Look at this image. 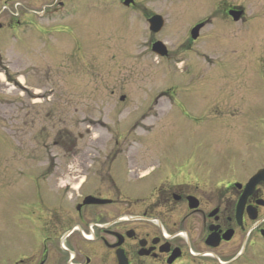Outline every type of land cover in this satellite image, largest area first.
I'll use <instances>...</instances> for the list:
<instances>
[{"label":"flooded vegetation","instance_id":"flooded-vegetation-1","mask_svg":"<svg viewBox=\"0 0 264 264\" xmlns=\"http://www.w3.org/2000/svg\"><path fill=\"white\" fill-rule=\"evenodd\" d=\"M111 1L146 25L142 37L150 49L170 34H179L192 72L200 62L190 56L193 44L204 39L245 40L247 33L264 39V0H251L254 12L246 10V0H215L209 13L184 5L177 14L188 20L187 28L169 25L168 14H157L141 1L124 6V0H71L87 10L95 3L102 6ZM28 4L40 9L27 11ZM69 8L58 0H0V30L20 33L21 37L10 38L9 48L24 56L35 54L39 69L30 66V71H42L44 48L31 52L22 35L26 25L34 27L32 39L37 41L46 32L44 25L67 20ZM156 17L161 20L153 21ZM256 21L257 27L250 25ZM207 29L214 35L205 34ZM155 57L171 60L172 52ZM182 62L178 59L176 65ZM13 89L24 95L29 92L21 84ZM200 92L202 97L210 96L208 101L205 98L210 106L205 110L226 111L236 93L222 86L202 87ZM42 98V93L33 94L30 104ZM120 98L115 114L124 113L125 122L109 137L95 138L88 132L63 138L56 134L55 145L61 152L67 147L72 164L55 181L45 180L55 165L41 170V180L30 181L24 190L22 234L7 249L0 247V264H264V118L257 117L263 121L256 133L232 132V143L214 133L149 139L136 133L140 128L133 124L149 117L157 100L152 107L146 106L151 104L148 99L126 107L130 102ZM179 102L185 104L183 99ZM244 107L246 114L249 106ZM24 109L27 117L30 106ZM95 125L88 123L92 128ZM152 147H156L153 153ZM244 148H248L246 153ZM256 175L257 180L246 189Z\"/></svg>","mask_w":264,"mask_h":264},{"label":"rangeland","instance_id":"rangeland-1","mask_svg":"<svg viewBox=\"0 0 264 264\" xmlns=\"http://www.w3.org/2000/svg\"><path fill=\"white\" fill-rule=\"evenodd\" d=\"M58 1L70 7L65 22L44 25L46 32L37 41L32 39L33 26L26 25L22 34L31 52L44 48L41 72L30 71L31 67L39 69L34 64V53L24 56L9 48L10 38L17 39L20 33L0 30V40H4L0 43V247L5 249L12 245L14 237L22 234L19 230L24 223V190L30 181L41 180L39 175L46 165L56 168L45 180L55 181L62 177L65 166L72 164V153L67 147L61 152L55 145L56 134L63 138L66 134L88 132L95 134V138L109 137L125 122L124 113L115 114L119 112L115 106L120 97L130 102L126 107H134L146 99L151 101L146 106L152 107L157 100V107L149 109V117L133 124L140 128L136 133L148 135L149 139L158 135L170 139L179 134L189 138L198 133H214L232 143L235 137L232 132L256 133L263 121L257 117L264 118V39L257 33H247L245 40L204 39L193 44L190 56L200 62L195 63L192 72L185 61L188 52L179 34H170L159 43L166 52H172L171 60H157L143 42L146 25H141L115 1L102 6L95 3L89 10L71 0ZM136 1L157 14H168L169 25L183 28L188 27V20L178 16L177 11L184 9V5L198 6L209 13L216 1L236 3V0ZM246 1V10L252 11L255 2ZM10 7L13 11L14 5ZM25 9L34 11L40 6L28 4ZM250 25L257 27L259 22ZM213 33L212 29L205 31L208 36ZM178 59L183 62L176 65ZM191 62L194 65L195 61ZM19 83L29 88L27 94L13 89ZM214 86L236 91L229 111L205 110L210 107L205 98L208 101L210 96L202 97L200 91L202 87ZM186 91H191L190 95ZM40 93L42 100L30 104L31 96ZM244 104L250 110L246 114ZM26 106H30L27 117ZM231 115L237 118L230 119ZM88 123L96 125L92 128Z\"/></svg>","mask_w":264,"mask_h":264},{"label":"water","instance_id":"water-1","mask_svg":"<svg viewBox=\"0 0 264 264\" xmlns=\"http://www.w3.org/2000/svg\"><path fill=\"white\" fill-rule=\"evenodd\" d=\"M131 3L130 0H125V5H129ZM153 21H159L160 19L158 17L153 18ZM198 30V27H196L193 32L196 33ZM152 51L160 56H165L166 52H165V48L159 44L156 43L152 46ZM257 179V178H256ZM255 178L252 179V181H250V183L247 184L246 189L251 185V183L253 184V182L256 180Z\"/></svg>","mask_w":264,"mask_h":264}]
</instances>
